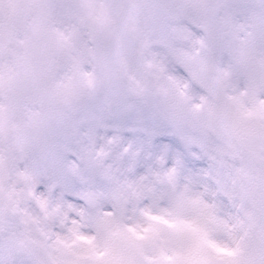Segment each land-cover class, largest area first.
<instances>
[{"label":"snow or ice","instance_id":"obj_1","mask_svg":"<svg viewBox=\"0 0 264 264\" xmlns=\"http://www.w3.org/2000/svg\"><path fill=\"white\" fill-rule=\"evenodd\" d=\"M0 264H264V0H0Z\"/></svg>","mask_w":264,"mask_h":264}]
</instances>
